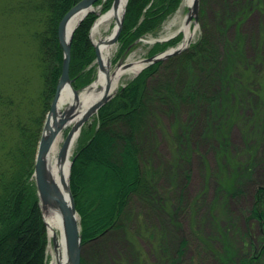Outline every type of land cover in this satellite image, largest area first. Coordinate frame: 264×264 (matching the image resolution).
<instances>
[{
  "label": "trees",
  "instance_id": "trees-1",
  "mask_svg": "<svg viewBox=\"0 0 264 264\" xmlns=\"http://www.w3.org/2000/svg\"><path fill=\"white\" fill-rule=\"evenodd\" d=\"M77 1L18 0L13 11L29 28L27 37L34 49L28 52L26 62H31L32 58L38 71L21 83L18 82L21 77L6 85L0 83V264L47 263L46 227L32 174L44 119L61 72L62 48L57 25ZM180 1L128 0L117 39L121 48L124 50L148 33H156ZM111 3L112 0L103 1L102 12ZM249 4L250 1H246L238 6L237 17L243 16ZM96 18L95 12L88 13L73 33L68 72L75 89L88 85L94 76L95 51L89 32ZM234 19L230 16L224 23ZM239 23L237 20V26ZM226 29L224 26L218 30L220 41L204 29L181 52L141 69L97 110L91 124L82 127L71 157L69 176L82 244L112 228L122 227L121 215L132 198L144 203L158 200L156 171L147 164L143 152L146 147L140 141L151 133L149 128H152L154 115H162L166 110L176 115L169 133L178 157L195 119L201 117L204 129L217 133L216 118L229 127L240 118L239 93L247 88L243 87L242 79L252 80L256 94L250 90L248 93L261 101L253 96L249 102L256 105L257 112L263 109L259 103L264 104V78H254V69L243 58L240 33L227 38L222 35ZM177 41L178 37L156 41L148 49V55ZM26 45L28 47L27 41ZM182 113L188 117L186 121L181 120ZM243 121L245 138L250 137L251 127L257 130L259 126L264 130L261 124ZM219 135L218 141L225 151L228 133L222 129ZM263 205L264 185H259L250 217L263 226L260 248L251 256H243L238 264H255L264 259ZM221 260L233 262L230 255ZM80 264L88 263L81 257Z\"/></svg>",
  "mask_w": 264,
  "mask_h": 264
},
{
  "label": "rangeland",
  "instance_id": "rangeland-1",
  "mask_svg": "<svg viewBox=\"0 0 264 264\" xmlns=\"http://www.w3.org/2000/svg\"><path fill=\"white\" fill-rule=\"evenodd\" d=\"M17 1L0 0V83L3 85L19 77L18 82L21 83L22 79L38 71L32 58L31 62H26L28 52L34 47L27 37L28 26L22 23L19 14L13 12ZM103 1L94 4L93 12L97 17L102 13ZM246 1H250V4L239 18L237 8ZM183 2L180 1L156 33L146 34L124 50L115 40L110 69L128 59L149 57L148 49L156 39L173 35L179 19L188 12ZM230 16H234V21L225 24L224 19L230 20ZM237 20H240L238 26ZM193 21L196 31L188 46L204 29L220 41L218 30L225 26L227 29L222 35L227 38L240 33L243 58L254 69V78H264V0H197ZM167 24H171L169 35ZM113 26L114 20L101 26L100 35L110 32ZM89 36L93 42L98 35L92 36L90 29ZM174 37H178V41L171 47L179 44L182 39L181 33L171 38ZM92 64L94 76L90 83L97 77L99 68L95 59ZM135 75L123 79L118 87L124 86ZM241 81L243 87L247 88L239 93L240 118H236L230 127L216 118L217 133L205 130L201 117L195 119L188 137L183 141L181 156L176 157V146L171 144L169 133L176 115L169 110L162 115H154L152 128H149L151 133L140 141L146 147L143 152L147 164L156 171L154 182L159 194L158 200L144 203L138 198H132L121 215L123 226L112 228L83 243L80 259L83 257L88 264H238L243 256H251L253 251L260 248L263 226L250 217V212L255 189L264 185V130L259 126L257 130L256 127L249 128V138H245V133L243 136L242 130L245 119L249 124L264 126V104L259 103L263 109L257 112L254 108L256 105L249 102L255 95L248 93V90L256 94L252 80ZM86 87L77 89L78 93ZM255 100L261 101L257 96ZM95 114L88 117L82 127L91 124ZM187 118L181 114L182 121ZM70 127L69 124L60 129L61 138L58 139L56 154ZM82 127L69 160L77 148ZM222 129L228 133V148L225 151H222L218 141ZM48 238L46 264L54 256L53 244L51 238ZM228 255L233 262L225 263L221 260ZM255 264H264V259Z\"/></svg>",
  "mask_w": 264,
  "mask_h": 264
},
{
  "label": "bare ground",
  "instance_id": "bare-ground-1",
  "mask_svg": "<svg viewBox=\"0 0 264 264\" xmlns=\"http://www.w3.org/2000/svg\"><path fill=\"white\" fill-rule=\"evenodd\" d=\"M195 1L196 0H184L183 3L187 5L188 12L183 18L179 19L172 33L174 35L181 33L182 46L189 43L196 31V24L193 21V17L196 13ZM124 3L125 0H114L111 9L107 12L100 13L91 26V35H98L93 39L101 62L97 77L88 87L78 93L77 98L72 96L71 90L67 85L60 90L56 117L59 119L60 116H65V118H63L62 127H66L70 124V137L62 158H58V154H56L58 139L61 138V134H59L48 152L44 154L43 160L46 176L56 183L61 192L62 200L64 204L67 205H69L68 192L66 189L68 183V161L79 132H77L76 123L80 122L84 115L89 114L88 116L91 117L94 114L92 110L97 101L105 94L114 92L123 79L135 75L146 61L145 58L128 59L121 62L114 69H110V56L115 46L114 37ZM111 20H114V26L111 31L104 36L100 35V27L108 25ZM172 22H174V20ZM70 25L71 23L67 25L66 36L69 32ZM170 25L171 24H167V35L171 33L169 32ZM64 102H66V104ZM63 104H65L64 107ZM62 112L63 114L60 115ZM42 214L47 226L49 238L53 235L55 236L56 249L53 258L50 259L48 264H68L64 248L63 215L59 206L57 204H51L42 207Z\"/></svg>",
  "mask_w": 264,
  "mask_h": 264
},
{
  "label": "water",
  "instance_id": "water-1",
  "mask_svg": "<svg viewBox=\"0 0 264 264\" xmlns=\"http://www.w3.org/2000/svg\"><path fill=\"white\" fill-rule=\"evenodd\" d=\"M96 1L97 0L77 1L74 5H72L66 11V13L62 16V18L58 22L57 37H58L59 44L62 48L61 72H60L58 81L55 86V92H54L52 101L50 103L49 110L47 111L45 119H44L43 128H42L41 136L38 141V146H37L35 159H34L33 177H34V182H35V187H36V193L38 196V203L41 209V215L43 218L42 207H45L51 204H57L59 206L62 212V215H63L62 224H63V230H64V242H65L64 248H65V253H66L68 264H80V254H81V245H82L79 215L75 208L74 199L70 191V187H69V175H70V167H71L72 159L68 161V183L66 185V189L68 192L69 205H67V204H64V201L62 200L61 192L58 186L56 185V183L53 180L49 179L45 174L43 156L45 153L48 152L51 145L53 144L56 137L58 136L59 131L63 125V121H64L63 118H65V116L62 115L63 112L60 114L62 116H60L59 119L56 117V110L58 109L60 90L62 89V87L67 85L71 90L72 96L74 98H77L78 96V90L72 86L71 78L69 77V72H68L69 62H70V46H71L73 33L76 27L80 24V22L83 20V18L88 13L94 11L93 6ZM127 1L128 0H125L124 6H123V11H122V14H121L118 26H117V31L114 37V42L115 40H117L119 33H120V29L122 27V21H123V16H124ZM113 3H114V0L112 1L111 6L113 5ZM195 5H196V10H197V0L195 1ZM111 6L105 12L109 11L111 9ZM70 23L71 25L69 26V32L66 36V28H67V25ZM173 36L174 34L171 36L162 38V39H156L155 41H164ZM92 44L94 46V51H95V60L97 61V64L99 67L101 65V62H100L98 50H97L95 43L92 42ZM188 44L182 46L180 42L176 46H172V47L170 46L147 58L144 57L146 61L144 65L139 69V71L155 61L165 59L171 55H174L182 51L183 49L188 47ZM120 63H118V65ZM90 84L91 83H89L87 86H89ZM116 91L117 89L114 92L105 94L101 99L97 101L92 111L96 113L97 110L116 93ZM88 115L89 114L84 115L83 118L80 120V122L76 123L77 132L80 130L85 120L89 117ZM70 131L71 129H69L65 139L63 140L60 148L58 149V158H62L64 156V153L66 151V146L68 144V140L70 137ZM43 222L46 227V233H47V238H48L49 236H48L47 226H46L44 218H43ZM51 241H52L53 248L55 251L56 246H55V236L54 235L51 237Z\"/></svg>",
  "mask_w": 264,
  "mask_h": 264
}]
</instances>
